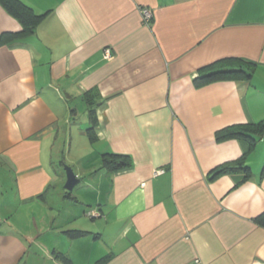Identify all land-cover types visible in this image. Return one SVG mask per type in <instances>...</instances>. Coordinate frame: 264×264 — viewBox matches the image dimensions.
Returning a JSON list of instances; mask_svg holds the SVG:
<instances>
[{
	"label": "crops",
	"instance_id": "0c3cea01",
	"mask_svg": "<svg viewBox=\"0 0 264 264\" xmlns=\"http://www.w3.org/2000/svg\"><path fill=\"white\" fill-rule=\"evenodd\" d=\"M22 1L44 17L0 3V264H264V134L215 135L264 120V0ZM230 58L250 81L196 85Z\"/></svg>",
	"mask_w": 264,
	"mask_h": 264
},
{
	"label": "trees",
	"instance_id": "16d2710c",
	"mask_svg": "<svg viewBox=\"0 0 264 264\" xmlns=\"http://www.w3.org/2000/svg\"><path fill=\"white\" fill-rule=\"evenodd\" d=\"M7 10L14 16L18 17L23 25V33L33 32L44 17V14H38L34 11L32 7L24 3L22 0H0ZM15 34L6 32L1 36L2 41H9L13 38ZM233 63V65L225 63ZM253 77V64L241 60V59H225L218 61L208 67L201 70L199 76L196 78L195 82L197 86L213 82L216 80L225 79H244L250 81ZM264 134V120L256 123L239 124L225 127L216 132V139L218 141H225L229 139H242L246 141H251L254 143L256 135ZM242 159L224 164L217 168L213 175L218 176L223 173L231 172L236 170L242 164ZM132 165V160L130 157L120 154H115L112 152H107L103 155V166L109 171H118L130 167ZM244 166L243 169H247ZM258 222L264 225V215L259 217ZM76 233H83V231H78ZM109 259V256L103 257L99 260L100 263H104Z\"/></svg>",
	"mask_w": 264,
	"mask_h": 264
},
{
	"label": "rangeland",
	"instance_id": "374dc122",
	"mask_svg": "<svg viewBox=\"0 0 264 264\" xmlns=\"http://www.w3.org/2000/svg\"><path fill=\"white\" fill-rule=\"evenodd\" d=\"M86 140V141H85ZM82 143H86V145H88L89 144V141L86 139V138H84L83 139V142ZM75 146H74V149H76V147L77 146H80L81 145V140H80V138H77V140H76V142H75V144H74ZM85 155L86 154H89V157L90 158H92L93 157V155H92V153H91V151L89 150V151H86L85 153H84ZM60 156V155H59ZM57 154H55V161H56V165H58L62 170H64V172H65V166H71V164H70V162H66V161H64V159H62V158H60ZM88 156V155H87ZM86 156V157H87ZM85 157V158H86ZM84 158V159H85ZM72 167V166H71ZM73 168V167H72ZM65 175H66V172H65ZM0 180L2 181V182H0L1 183V188H0V194H5V195H8V196H10V189H9V185L12 183V176H11V173L10 172H8L7 171V169H1L0 170ZM7 199H11V197H6L5 198V200H7ZM34 215H42V212L39 210V209H36V213L34 214ZM39 224H44V220H42V219H40V221H39Z\"/></svg>",
	"mask_w": 264,
	"mask_h": 264
},
{
	"label": "water",
	"instance_id": "95a60500",
	"mask_svg": "<svg viewBox=\"0 0 264 264\" xmlns=\"http://www.w3.org/2000/svg\"><path fill=\"white\" fill-rule=\"evenodd\" d=\"M66 182L65 188L69 191L73 190L76 185L81 182V179L76 175L74 169L71 166H65Z\"/></svg>",
	"mask_w": 264,
	"mask_h": 264
},
{
	"label": "built area",
	"instance_id": "2783aa9c",
	"mask_svg": "<svg viewBox=\"0 0 264 264\" xmlns=\"http://www.w3.org/2000/svg\"><path fill=\"white\" fill-rule=\"evenodd\" d=\"M141 13H142V16H143V20L146 22V23H150V21L152 20V13H151V11L148 9V8H141ZM106 55L107 56H111V54H110V50H108L107 52H106ZM160 173H164L165 172V170L164 169H162V170H160L159 171ZM90 214L91 215H98V211H90Z\"/></svg>",
	"mask_w": 264,
	"mask_h": 264
}]
</instances>
